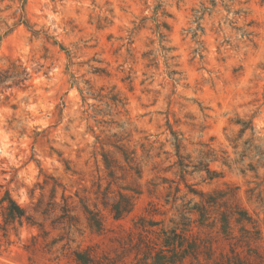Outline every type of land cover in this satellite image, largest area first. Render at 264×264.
I'll return each instance as SVG.
<instances>
[{
    "label": "clouds",
    "instance_id": "9594fccd",
    "mask_svg": "<svg viewBox=\"0 0 264 264\" xmlns=\"http://www.w3.org/2000/svg\"><path fill=\"white\" fill-rule=\"evenodd\" d=\"M0 264H264V0H0Z\"/></svg>",
    "mask_w": 264,
    "mask_h": 264
}]
</instances>
